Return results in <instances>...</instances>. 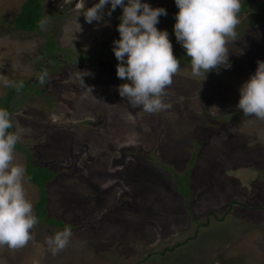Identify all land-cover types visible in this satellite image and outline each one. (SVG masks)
Segmentation results:
<instances>
[{
    "label": "rangeland",
    "instance_id": "obj_1",
    "mask_svg": "<svg viewBox=\"0 0 264 264\" xmlns=\"http://www.w3.org/2000/svg\"><path fill=\"white\" fill-rule=\"evenodd\" d=\"M23 1L0 0V97L10 89L4 77L35 80L29 95L10 99L22 133L14 163L57 172L47 183L46 217L62 219L73 235L53 255L46 238L66 227L38 220L25 247H0V264H264V121L237 107L240 86L264 61V23L251 25L264 0H241L248 7L229 45L231 67L201 82L175 37V0H142L166 10L156 27L175 40L181 64L166 89L170 107L154 114L117 90L120 7L104 16L107 24H89L79 5L98 0H42L47 30L26 32L12 27ZM43 69L51 79L41 86ZM85 71L96 97L81 87ZM175 175L186 176V197ZM24 187L34 212L38 189L26 177Z\"/></svg>",
    "mask_w": 264,
    "mask_h": 264
},
{
    "label": "clouds",
    "instance_id": "obj_2",
    "mask_svg": "<svg viewBox=\"0 0 264 264\" xmlns=\"http://www.w3.org/2000/svg\"><path fill=\"white\" fill-rule=\"evenodd\" d=\"M175 4L178 12L173 30L177 42L190 58L193 77H199L201 82L210 71L218 73L220 68H230L229 45L238 38L236 28L240 23L241 0H175ZM106 6L109 7L107 12ZM117 7L122 9V14L117 25L119 39L114 40L112 50L118 61L116 75L123 81L117 88L119 95L146 113L164 111L170 107L164 99L166 89L181 67L173 54L168 32L156 27L159 17L166 16L167 12L142 0H127V3L125 0H98L87 8L81 3L79 10L87 23L107 24L104 16L110 17ZM49 23L46 16L38 27L46 31ZM85 75L91 73L85 71L79 77L81 87L87 95L94 96L92 86L84 83ZM50 79L47 69L38 75L41 86ZM2 82L4 87L14 88L17 92L24 88L22 80L4 77ZM239 92L237 107L243 115L264 121V61H257L254 74L240 86ZM21 139L22 133L10 112L0 108V247L11 250L25 247L33 238L31 230L39 222L31 201L26 198L25 167L14 163V152ZM72 235L71 228L66 227L46 238L49 251L53 255L64 251Z\"/></svg>",
    "mask_w": 264,
    "mask_h": 264
},
{
    "label": "trees",
    "instance_id": "obj_3",
    "mask_svg": "<svg viewBox=\"0 0 264 264\" xmlns=\"http://www.w3.org/2000/svg\"><path fill=\"white\" fill-rule=\"evenodd\" d=\"M262 4V3H261ZM264 4V2H263ZM259 6V5H257ZM248 7V3H243L241 7V11L238 14V18H241L242 12L244 9ZM260 9L258 12L254 13V22L251 23V25L255 24H261L264 23V5H260L258 7ZM43 17V4L42 0H24L17 15L15 16L14 20L12 21V27H14L17 30L26 31V32H32L36 29H38V24L41 21ZM174 39L170 40L171 44L174 43ZM48 51H51L54 47V41L52 38H49L45 44ZM89 55L86 54H80L79 57L73 61L70 62V65H73L75 63H80L83 59V56ZM49 58H56L58 62H63L61 56H52L49 54ZM39 70V69H38ZM42 72V70H41ZM40 72V73H41ZM38 77V76H36ZM35 77V78H36ZM31 80V79H30ZM35 83V80L32 81V83H28V80L24 81V88L22 90L26 91L25 96L30 91V87ZM9 91L4 97H0V108H4L11 112V106H10V99L17 93V91L14 88L8 89ZM39 91V90H38ZM16 148H21L19 144H17ZM26 170V180L34 185L38 189L39 197L35 202V211L34 215L37 216L38 220H44L47 221L48 224L55 227H69L70 225L66 222H64L60 218H55L53 216H47L48 210H47V201H48V193H47V183L48 181L52 180L54 177H56L57 172H55L53 169L45 167V166H39L31 161L27 160L25 165ZM188 171V170H187ZM186 171V172H187ZM30 177V179H29ZM185 175L179 176L175 175V181L177 183V189L182 193L183 196L186 197L189 193L188 186L183 183V180L185 179ZM203 224H206V222H203ZM178 244V243H177ZM175 246H171L167 249H172Z\"/></svg>",
    "mask_w": 264,
    "mask_h": 264
}]
</instances>
